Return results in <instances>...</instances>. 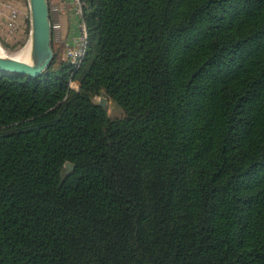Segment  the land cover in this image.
I'll return each instance as SVG.
<instances>
[{
  "label": "trees",
  "instance_id": "trees-1",
  "mask_svg": "<svg viewBox=\"0 0 264 264\" xmlns=\"http://www.w3.org/2000/svg\"><path fill=\"white\" fill-rule=\"evenodd\" d=\"M80 1L0 72V264H264V0Z\"/></svg>",
  "mask_w": 264,
  "mask_h": 264
},
{
  "label": "water",
  "instance_id": "water-1",
  "mask_svg": "<svg viewBox=\"0 0 264 264\" xmlns=\"http://www.w3.org/2000/svg\"><path fill=\"white\" fill-rule=\"evenodd\" d=\"M29 12L28 55L17 59L0 53V72L40 76L51 64L54 52L52 47V24L48 0H27ZM67 171L73 164L66 162Z\"/></svg>",
  "mask_w": 264,
  "mask_h": 264
},
{
  "label": "built area",
  "instance_id": "built-area-1",
  "mask_svg": "<svg viewBox=\"0 0 264 264\" xmlns=\"http://www.w3.org/2000/svg\"><path fill=\"white\" fill-rule=\"evenodd\" d=\"M52 2L53 10L60 15L66 11L67 6L70 5V11L77 17L79 33L75 38V44L72 47H66V58L71 64L78 66L81 59L86 53V29L82 20V10L80 0H50ZM20 9H18L14 0H0V17L6 16L7 24L10 30H16L19 27L18 18ZM26 19L29 20V12L25 13ZM61 23L56 21L54 28H60Z\"/></svg>",
  "mask_w": 264,
  "mask_h": 264
},
{
  "label": "rangeland",
  "instance_id": "rangeland-1",
  "mask_svg": "<svg viewBox=\"0 0 264 264\" xmlns=\"http://www.w3.org/2000/svg\"><path fill=\"white\" fill-rule=\"evenodd\" d=\"M71 5V4H70ZM70 5H66L67 8H71ZM66 8V9H67ZM76 18V28L77 32H79V27H78V20ZM25 26L23 27H18L16 30H10L7 21L5 20H0V47L4 52L6 53H11V52H16L20 51L24 47L27 46L28 42V31H29V20L27 19L25 21ZM74 44L69 43L67 41H63L62 44L56 43V50H57V57L55 60V63H58L61 60H65L66 58V47H72ZM110 105V112L112 114H117L118 111L114 108L112 103H109Z\"/></svg>",
  "mask_w": 264,
  "mask_h": 264
},
{
  "label": "crops",
  "instance_id": "crops-1",
  "mask_svg": "<svg viewBox=\"0 0 264 264\" xmlns=\"http://www.w3.org/2000/svg\"><path fill=\"white\" fill-rule=\"evenodd\" d=\"M18 9H20V15L18 18L19 27L25 26V21L27 20L25 17V13L28 10L27 0H14ZM58 20L61 25L60 28H56L55 30V39L53 42V46L56 49V43L62 44L63 41H67L69 43L75 44L74 40L77 37V26H76V18L72 14L69 8L66 9L64 13L58 15ZM0 20L6 21V16H1Z\"/></svg>",
  "mask_w": 264,
  "mask_h": 264
},
{
  "label": "bare ground",
  "instance_id": "bare-ground-1",
  "mask_svg": "<svg viewBox=\"0 0 264 264\" xmlns=\"http://www.w3.org/2000/svg\"><path fill=\"white\" fill-rule=\"evenodd\" d=\"M28 50H29V44L27 43V46L21 49L20 51L16 52H11V53H6L2 48L0 47V53H6L9 56H12L17 59H25L28 55Z\"/></svg>",
  "mask_w": 264,
  "mask_h": 264
}]
</instances>
